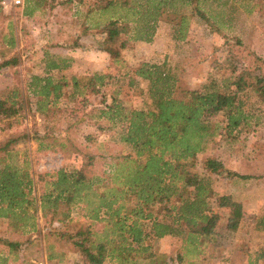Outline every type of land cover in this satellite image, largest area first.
Wrapping results in <instances>:
<instances>
[{
  "label": "trees",
  "instance_id": "1",
  "mask_svg": "<svg viewBox=\"0 0 264 264\" xmlns=\"http://www.w3.org/2000/svg\"><path fill=\"white\" fill-rule=\"evenodd\" d=\"M33 1L26 3L23 12L29 18L35 16L44 0ZM213 1L227 6L235 0H95L85 18L107 17L94 23L93 28L101 37L97 47L113 63L85 77L69 76L73 60L46 51L41 59L43 68L28 82L27 92L22 69L18 68L22 55L0 63V69L14 68L13 83L0 91V122L5 123L2 131H11L10 137L0 143V219L7 220L11 231L24 233L28 228L29 239L33 232L41 233L36 223H30L39 210L47 223H65L74 208L81 206L85 217L103 223L98 231L80 230L74 236L83 264L156 263L152 242L167 237L180 244V262L198 264L213 258L210 251L220 246L221 210L229 212L226 232L237 233L250 224L242 203L230 195H217L213 178L196 170L199 155L206 152L221 129L220 123L214 122L217 118H224L222 129L228 135L250 125L255 115L250 111L264 103V76L234 72L221 80L210 78L199 89H186L166 62H143L132 71L122 55L131 42L154 40L165 11L181 14L171 31L174 41H186L191 17L212 27L205 7ZM230 7L234 14L236 8ZM254 9L264 14V0H254L248 12ZM125 34H129L126 40ZM15 39L9 40L11 47L16 45ZM141 84L146 87L140 88ZM125 86L147 98L143 107H124L119 97ZM91 94L104 97L106 104L98 110V118L119 126L121 142L133 153L116 158L104 176L91 178L76 168H62L35 178L29 167L19 169L11 164L12 153L20 144L35 143L39 153L53 151L58 140L52 135L59 129L54 127L64 125L62 132L68 134L79 123L77 113H67L61 102L66 99L71 103ZM258 110L255 108V112ZM30 117L32 125L28 126ZM203 169L215 175L226 172L223 163L212 157L203 162ZM227 175L242 180L256 178L235 172ZM36 190L40 192L37 197L33 196ZM253 224L264 231V216L257 217ZM20 247L19 242L0 238V264H15ZM263 262L264 248L249 255L246 264Z\"/></svg>",
  "mask_w": 264,
  "mask_h": 264
},
{
  "label": "rangeland",
  "instance_id": "2",
  "mask_svg": "<svg viewBox=\"0 0 264 264\" xmlns=\"http://www.w3.org/2000/svg\"><path fill=\"white\" fill-rule=\"evenodd\" d=\"M94 1L84 0L80 4L78 0H47V3L44 0L32 20L24 19L21 11L33 0H28L24 8L0 13V63L22 55V64L18 68L22 69L26 90L32 76L43 68L41 59L46 51L73 60V67L67 72L69 76L85 77L111 66L112 58L96 45L101 37L93 28L94 23L105 21L107 17L92 15L90 19L85 18ZM231 2L227 6L208 2L205 11L210 13L213 26L191 17L185 42L174 41L170 36L181 14L165 11L151 43L131 42L128 49L123 51L128 69L133 71L143 62H166L179 79L181 87L186 89H199L210 78L221 80L234 72L264 76V14L255 13V9L252 13L248 12L254 0ZM230 6L236 8L234 14L230 12ZM189 11L184 9L185 14H190ZM128 36L123 35V39L126 40ZM11 37L17 40L12 47L9 41ZM65 45H77V48L66 49L62 47ZM13 71L14 68L0 69V89L10 83ZM112 72L115 74L116 70ZM145 87V84L140 86ZM103 98L91 94L78 97L71 103L63 100L60 106L68 110L67 113H77L78 125L68 134L62 132L64 125H56L54 128L59 129L54 130L52 137L58 141L54 142L55 149L50 152L39 153L35 143L20 144L12 153L11 164L19 169L29 167L35 178L43 173L55 174L62 168L83 170L90 178L104 176L116 158L133 153V149L121 142L119 126L113 127V123L98 118V110L106 104ZM119 98L129 110L143 107L147 99L128 86L122 89ZM32 100L34 103L35 99ZM251 100L254 102L255 98ZM255 108L259 110L255 112ZM255 108L250 111L255 114L250 125L233 135H228L227 130L222 129L225 128L224 118H217L214 122L220 123L221 129L208 143L206 152L198 157L199 167L196 171L213 178L217 195H230L241 202L246 220L250 223L237 233L226 232L224 229L229 212L221 210L220 246L210 251H213V258L198 264H246L249 255L264 248V231H258L253 224L257 217L264 216V103ZM40 119V116L36 117L39 124ZM26 124L32 125L31 117ZM4 126L5 123L0 122V143L11 134V131H2ZM209 157L220 160L226 172L215 175L204 171L203 162ZM2 166L0 163V168ZM227 172L256 178L242 180L227 175ZM38 193L36 190L33 196L37 197ZM85 216L83 207L79 206L74 208L65 223L50 224L39 210L35 221L30 223H36V229H41V233L35 231L29 239L28 228L24 233L19 230L14 232L9 229L7 220L0 219V238L21 244L15 264H38L42 260H48L50 264H59L60 260L61 264L81 261L84 257L81 249L74 245V236L80 230L98 231L103 228V223H94ZM152 245L156 263L142 260L140 264H188L179 261L180 244L176 239L167 237L152 242Z\"/></svg>",
  "mask_w": 264,
  "mask_h": 264
},
{
  "label": "built area",
  "instance_id": "3",
  "mask_svg": "<svg viewBox=\"0 0 264 264\" xmlns=\"http://www.w3.org/2000/svg\"><path fill=\"white\" fill-rule=\"evenodd\" d=\"M28 0H0V12H7L18 8H24ZM38 264H50L48 260H42ZM66 264H83L79 260L69 261Z\"/></svg>",
  "mask_w": 264,
  "mask_h": 264
},
{
  "label": "crops",
  "instance_id": "4",
  "mask_svg": "<svg viewBox=\"0 0 264 264\" xmlns=\"http://www.w3.org/2000/svg\"><path fill=\"white\" fill-rule=\"evenodd\" d=\"M23 12H24V10L21 11V14L23 15L24 19H26V20H27V19L32 20L33 18L36 17V16H34L33 18H29V17L25 16V15L23 14ZM0 13H3V12H0ZM16 28H17V26H16ZM13 81H14V78H13V76H12L11 79H10V83H9L7 86H4L3 88H1L0 91L3 90V89H5V88H7L8 86H10V85L13 83Z\"/></svg>",
  "mask_w": 264,
  "mask_h": 264
}]
</instances>
